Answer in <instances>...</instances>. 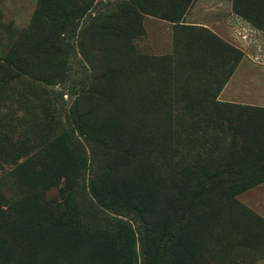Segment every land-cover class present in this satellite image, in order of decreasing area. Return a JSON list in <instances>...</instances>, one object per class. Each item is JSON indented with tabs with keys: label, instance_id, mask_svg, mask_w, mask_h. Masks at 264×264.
Wrapping results in <instances>:
<instances>
[{
	"label": "rangeland",
	"instance_id": "1",
	"mask_svg": "<svg viewBox=\"0 0 264 264\" xmlns=\"http://www.w3.org/2000/svg\"><path fill=\"white\" fill-rule=\"evenodd\" d=\"M186 1L0 0L2 264L264 262V0Z\"/></svg>",
	"mask_w": 264,
	"mask_h": 264
},
{
	"label": "crops",
	"instance_id": "2",
	"mask_svg": "<svg viewBox=\"0 0 264 264\" xmlns=\"http://www.w3.org/2000/svg\"><path fill=\"white\" fill-rule=\"evenodd\" d=\"M242 76L246 78L243 83ZM241 87H244L243 91ZM228 97L230 103L264 109V64L260 68L238 69L228 84ZM261 137L264 138V134ZM244 204L264 220V181L252 186L245 194Z\"/></svg>",
	"mask_w": 264,
	"mask_h": 264
},
{
	"label": "trees",
	"instance_id": "3",
	"mask_svg": "<svg viewBox=\"0 0 264 264\" xmlns=\"http://www.w3.org/2000/svg\"><path fill=\"white\" fill-rule=\"evenodd\" d=\"M191 1V0H187L186 1V3L188 4L189 2ZM185 3V4H186ZM181 5H184V3H181ZM68 16H69V14H68ZM262 153V151L261 150H258V149H256V150H254V151H251L250 152V154H252L253 156H258V154H260L261 155V153ZM263 165H264V162H263ZM248 178L246 179V181H245V183H247V187L246 188H249V187H252V186H255V185H257L258 183H260V182H262V181H264V170L262 169H260L259 171H253L251 174H250V176H247ZM3 249V248H2ZM1 248H0V264H2V262H6V261H8V259H10V254H11V251L8 253L7 252V254L5 255V251L4 250H2ZM31 254H33V253H31V252H24L23 251V253L19 256V259H24L23 261V263H25L26 262V264H29L30 263V261L32 260V256H31Z\"/></svg>",
	"mask_w": 264,
	"mask_h": 264
},
{
	"label": "bare ground",
	"instance_id": "4",
	"mask_svg": "<svg viewBox=\"0 0 264 264\" xmlns=\"http://www.w3.org/2000/svg\"><path fill=\"white\" fill-rule=\"evenodd\" d=\"M56 247V246H55Z\"/></svg>",
	"mask_w": 264,
	"mask_h": 264
}]
</instances>
